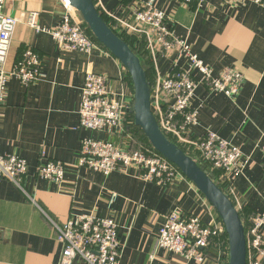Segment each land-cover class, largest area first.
<instances>
[{
    "label": "crops",
    "instance_id": "obj_1",
    "mask_svg": "<svg viewBox=\"0 0 264 264\" xmlns=\"http://www.w3.org/2000/svg\"><path fill=\"white\" fill-rule=\"evenodd\" d=\"M144 1V0H141ZM133 0H98L102 14L132 20ZM156 6L172 17L174 33L185 38L192 51L215 76L235 69L244 77L232 99L198 85L192 106L198 108L191 137L212 131L232 142L246 161L233 181L230 198L245 217L264 211V4L207 0L201 6H183L180 0H157ZM3 12L17 18L6 68L32 47L41 57L42 80L27 86L9 78L0 105V153H14L27 162L22 188L9 180L0 183V264H60L61 243L51 221L62 224L71 214L95 211L112 216L119 225L124 246L118 264H223L227 255L205 252L202 263L156 247L163 215L177 205L183 213L209 221L212 207L187 178L168 186L145 183L121 172L105 176L78 165L80 138H107L122 143L121 136L78 129V107L84 71L105 75L113 92L133 91L127 72L109 52L96 48L91 54L59 51L52 36L26 23L37 12L38 24L53 28L60 20V0H5ZM119 32V31H117ZM150 62L152 76L165 75L176 62L175 52L156 55ZM181 57L177 64L183 65ZM44 154V158L41 154ZM66 166L59 186L37 175L44 160ZM119 197L108 206L109 191ZM70 264H86L75 258Z\"/></svg>",
    "mask_w": 264,
    "mask_h": 264
},
{
    "label": "built area",
    "instance_id": "obj_2",
    "mask_svg": "<svg viewBox=\"0 0 264 264\" xmlns=\"http://www.w3.org/2000/svg\"><path fill=\"white\" fill-rule=\"evenodd\" d=\"M93 1L97 10L102 13L98 0ZM224 1L233 4H264V0ZM4 2L5 0H0V105L5 100V87L9 78H16L27 86L44 77L41 71L42 59L30 46L24 47L20 58L10 68H6L17 18L3 12ZM60 2L63 13L53 28L41 27L37 22V12L28 14V26L50 34L59 51L91 54L94 49L102 48L108 52L89 34L79 12L69 1ZM156 2L157 0H133L129 11L132 20L112 19L113 28L137 43L143 42L146 54L152 59L158 54H177L172 68L163 76L156 75L150 85L152 113L161 131L182 147L194 151L197 159L209 168L213 179L230 197L233 181L242 174L246 161L236 145L212 131L208 130L197 138L191 137V128L197 123L198 116V108L192 106V100L197 86L201 84L209 92H220L232 99L239 92L244 77L235 69H225L215 76L211 67L192 51L187 40L174 33L171 15L158 8ZM206 2L207 0H180L183 6L201 7ZM181 57L185 60L183 65L177 64ZM132 105L133 91L113 92L107 86L105 75L96 74L90 68L84 71L78 107V129L99 131L107 136H121L125 140L118 144L107 138H80L78 165L105 176L117 171L145 183L164 187L177 178H186L159 153L144 143L137 144L134 136L137 130L130 112ZM261 150L264 154V144ZM44 156L42 153L41 157ZM65 169L63 162L47 159L37 166V175L60 186L64 181ZM26 171L27 162L21 156L0 153V183L2 180H9L22 188ZM118 197L116 191H109L108 206ZM208 204L210 205L209 202ZM212 209L210 220L204 221L199 215L185 214L179 206H173L163 215L156 247L197 263H202L205 252L211 249L228 256L223 223L213 207ZM51 223L55 237L61 243L60 264H70L75 258L86 264H118L124 242L119 234V225L112 216H101L91 210L71 214L62 224L53 220ZM245 240V264H264V211L250 217Z\"/></svg>",
    "mask_w": 264,
    "mask_h": 264
},
{
    "label": "water",
    "instance_id": "obj_3",
    "mask_svg": "<svg viewBox=\"0 0 264 264\" xmlns=\"http://www.w3.org/2000/svg\"><path fill=\"white\" fill-rule=\"evenodd\" d=\"M80 14L94 39L125 68L133 88V114L137 126L152 148L173 163L214 208L227 236V264L246 263V240L243 223L230 197L214 182L209 168L168 139L161 131L150 105V83L140 58L105 22L93 0H68Z\"/></svg>",
    "mask_w": 264,
    "mask_h": 264
},
{
    "label": "trees",
    "instance_id": "obj_4",
    "mask_svg": "<svg viewBox=\"0 0 264 264\" xmlns=\"http://www.w3.org/2000/svg\"><path fill=\"white\" fill-rule=\"evenodd\" d=\"M101 16L103 17V19L105 20V22L113 29V31L118 34L120 36V38H122L127 44L128 46L137 54V56L140 58V61L142 63V66L146 72V76H147V80L148 82L150 83V85L152 84L153 82V79H154V76H152L151 72H150V62L149 60L147 59L146 57V51H145V48L143 46V42H139L137 43L133 38L131 37H128L126 35H124L123 33H118L115 28H113V24L112 22L110 21V19L105 16L104 14L100 13ZM85 24V23H84ZM86 26V24H85ZM87 27V26H86ZM88 29V28H87ZM89 32V30H88ZM89 34L91 35V33L89 32ZM92 36V35H91ZM93 37V36H92ZM94 39V37H93ZM95 40V39H94ZM105 49V48H104ZM127 77H128V74H127ZM129 78V77H128ZM130 80V79H129ZM131 83V81H130ZM132 85V84H131ZM136 133H134V136H135V140L137 142L138 145H141L144 143L145 146H147L148 148L154 150L152 148V146L150 145V143L147 141V139L144 137V135L142 134L141 130L136 126ZM168 139L170 141H172L173 143H175L176 145H178L182 150H184L185 153H187L189 156H191L194 160H196L203 168H206V166L204 164H202L198 159H197V155L194 151H191V150H187L186 148L182 147L181 145H179L173 138H171L170 136H167ZM155 151V150H154ZM215 183H217L215 180H214ZM221 187V186H220ZM239 213V217L243 223V227H244V230H247L248 226H249V219L250 217L253 215L252 213L248 214L246 217L244 215H241L240 212L238 211ZM225 237H226V240H227V236H226V233H225ZM227 261H228V256L226 257V260L223 264H227Z\"/></svg>",
    "mask_w": 264,
    "mask_h": 264
}]
</instances>
